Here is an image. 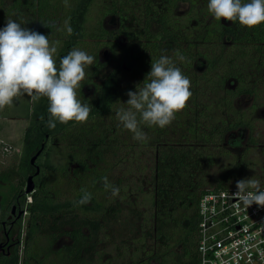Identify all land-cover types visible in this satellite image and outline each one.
I'll list each match as a JSON object with an SVG mask.
<instances>
[{
	"label": "trees",
	"instance_id": "obj_1",
	"mask_svg": "<svg viewBox=\"0 0 264 264\" xmlns=\"http://www.w3.org/2000/svg\"><path fill=\"white\" fill-rule=\"evenodd\" d=\"M71 1L66 9L63 8V14L73 31L71 35L63 31L64 37L55 54L56 66L69 50L81 48L86 38L95 41L96 49L89 54L96 59L85 69L86 75L78 90L81 101L89 103V117L84 122L57 121L54 128H49L46 124L50 119L47 98L33 99L27 93L22 115L11 112L14 116L29 117V123L24 131L18 165L0 169V234L3 235L0 243H10L8 250L0 252V264H58V259L69 260L68 264H88L84 260L89 250L88 235L98 231L96 221L106 209L100 196L107 192L101 180L107 175L105 170L99 172L94 166L108 161L116 149L125 147L129 153L141 144H150L155 151L154 210L152 228L148 234L142 233L138 240L144 243V238H150L153 243L157 241L163 245L166 251L179 246L180 253L167 262L165 253L157 257L151 248L146 259H134L129 264H149L152 259L156 264H195L196 204L199 190L205 184L197 173L221 152L219 145L229 131L252 126L244 111L233 107V101L242 94L253 95L256 77L264 75V22L248 27L223 17L217 20L208 13L205 0H110L109 4V0L103 4L98 0ZM179 1L188 3L181 16L174 14ZM60 7L52 0H11L10 3L0 0V26L12 18L22 26L49 35ZM92 14L98 16L89 23ZM106 15L117 16V29L103 27L102 19ZM120 36L124 39L122 44L117 41ZM100 47L108 50L106 60L99 58L97 48ZM174 50L185 57L177 63L190 80L191 96L165 127L141 125L148 137L146 143L133 138L130 144L123 142L122 134L126 129L114 116L120 103L117 99L125 101L128 90L134 91L136 84L147 82L152 60L162 54L175 60ZM108 66L111 69L104 74ZM230 80L236 83L227 88L225 85ZM85 84L93 87L95 96L91 99L82 91ZM109 116L114 118L107 120ZM127 133L130 134L128 130ZM53 139L66 143L63 162L67 164L56 167L49 162ZM118 143L123 146L118 148ZM39 149L35 160L39 171L33 175L34 190L25 193L14 180L34 174L30 158ZM89 162L94 166L89 167ZM68 163L76 164L75 175L81 169L87 170L85 177L91 185L77 182L74 185L73 182L71 193L60 197L63 188L59 184L62 176L68 179L63 175ZM56 169L62 176L54 175ZM242 171L241 163L227 168L215 179L214 186L230 184L228 181L240 178ZM262 179L264 183V174ZM82 188L91 193V199L76 204ZM12 206L14 220L6 227ZM18 211L28 213L25 229L22 212L17 216ZM84 227L87 235L83 233ZM63 235L71 242L53 252L51 245Z\"/></svg>",
	"mask_w": 264,
	"mask_h": 264
},
{
	"label": "rangeland",
	"instance_id": "obj_2",
	"mask_svg": "<svg viewBox=\"0 0 264 264\" xmlns=\"http://www.w3.org/2000/svg\"><path fill=\"white\" fill-rule=\"evenodd\" d=\"M11 0H5L6 3H10ZM108 0H98L99 4L106 3ZM207 3V0H205ZM52 2L59 4L60 11L55 20L53 31L49 33L50 41H59L64 37V14L63 8H67V5L71 4V0H52ZM97 2V3H98ZM110 3V0L107 4ZM188 8L187 1H179L174 9V14L181 16ZM92 19L89 23L95 21L98 14H92ZM102 25L109 30L117 29L118 18L116 15H106L102 19ZM129 26V24H127ZM153 28L155 25L153 24ZM62 34V35H61ZM118 43H124L122 36L118 38ZM95 41L86 38L81 44L84 50L88 53L91 50H95ZM58 44V45H59ZM99 51L100 60H106L108 57V50L106 47L97 48ZM198 67L199 64H196ZM111 69L108 66L103 72L107 73ZM100 79L98 78L97 81ZM236 82L233 80L228 81L225 85L227 88H232ZM82 91L88 99L93 98V87L91 84H85L82 86ZM221 93V92H220ZM219 93V94H220ZM25 94L15 97V101L10 105H6L0 110V115H8L6 117H0V169H7L10 167H16L19 162L22 146L23 135L27 124L29 123V117L14 116L11 113L15 111L18 114L24 112L26 104L24 100ZM31 99V98H30ZM125 100V98H123ZM31 103V100H29ZM233 107L244 111L247 118L251 121V128L244 127L236 130L229 131L224 140L220 143L221 152L216 153L213 156L211 162L204 165L203 171L197 173V176L203 178L205 184L203 186L213 185L215 179L220 176L221 172L227 168L233 167L237 163H241L243 167L240 178H232L228 181L230 184L241 178L252 177L259 179L260 183L263 182L262 174H264V75L260 78L256 77V90L254 94H242L236 96L233 101ZM217 114V113H216ZM115 116V114H114ZM109 116L107 120L114 118ZM76 126V125H75ZM72 128V127H71ZM77 129L73 127L72 130ZM123 142L130 144L132 141V133H127V130L122 134ZM124 143V144H125ZM65 142H58L53 139L52 151L49 158V162L54 166L67 164L63 162L64 154L63 147ZM123 145L118 143L117 147L120 148ZM136 146V145H135ZM3 147V148H2ZM6 147V149H5ZM218 150V149H216ZM110 156L108 161L91 164L89 167H95V170L99 172L105 170L108 180L118 186L120 191L116 196H112L109 191L101 194L105 211L101 217L97 219L99 229L96 233L88 235L89 250L84 254V260L88 264H129L131 260L146 259L150 254L151 248L155 251V256L160 257L164 255L167 262H169L175 256L180 253L179 246L170 247V251H166L160 243L150 238H144V243L138 240L142 233L148 234L150 228L153 226V168L155 164V151L154 148L148 144L139 145L134 147L129 153L128 150L123 149L115 150ZM44 161V160H43ZM42 161V163H43ZM117 161V162H115ZM242 161V162H240ZM75 163H68L66 168V174H58L56 169L54 175L62 176V181L59 186H62L63 191L60 192V197L68 196L71 193V188L75 183H91L90 180L85 177L88 174L87 170L81 169L79 174H74ZM101 169V170H100ZM46 174L51 177V172L46 169ZM52 171V170H51ZM86 171V172H85ZM53 175V177H54ZM85 177V178H84ZM26 177L15 178L14 184L25 188ZM70 183V184H69ZM58 186V182H56ZM91 185V184H90ZM72 196L74 194L72 193ZM28 201V197H26ZM25 211H22V226L25 229V222L27 215ZM83 233L88 234L86 227L83 228ZM1 235V234H0ZM23 236V234H22ZM140 236V237H139ZM0 237H3L1 235ZM24 240V237H23ZM70 238L66 235L60 236L51 245L53 252L58 249L61 250L65 245L69 244ZM23 243V242H22ZM150 251V252H149ZM22 254V245L19 249V257ZM53 253H49L52 256ZM90 255V258L87 256ZM69 260L58 259V264H68ZM149 264H156V261L152 259Z\"/></svg>",
	"mask_w": 264,
	"mask_h": 264
},
{
	"label": "clouds",
	"instance_id": "obj_3",
	"mask_svg": "<svg viewBox=\"0 0 264 264\" xmlns=\"http://www.w3.org/2000/svg\"><path fill=\"white\" fill-rule=\"evenodd\" d=\"M66 2V0H65ZM207 11L215 19L223 17L243 26H254L264 22V0H207ZM64 31L71 35L73 29L66 19ZM59 41H50L49 36L22 26L21 22L9 18L0 26V108L10 105L22 94L47 98L46 121L49 128L56 122H84L88 119L90 106L78 96L85 69L93 64L94 57L86 50L74 47L59 59L56 66L55 54ZM176 59L160 55L150 62L148 80L128 90L127 99L115 108L114 114L122 128L132 133L137 142L146 143L148 137L141 125L163 128L182 109L191 96L190 80L177 61L185 57L174 50ZM139 85V86H138ZM102 186L112 196L120 189L106 176L101 177ZM233 193L245 208L255 203L264 205V187L259 179L247 177L235 182ZM76 204L87 203L91 193L81 189Z\"/></svg>",
	"mask_w": 264,
	"mask_h": 264
},
{
	"label": "built area",
	"instance_id": "obj_4",
	"mask_svg": "<svg viewBox=\"0 0 264 264\" xmlns=\"http://www.w3.org/2000/svg\"><path fill=\"white\" fill-rule=\"evenodd\" d=\"M235 191V184L199 190L195 264H264V205L245 208Z\"/></svg>",
	"mask_w": 264,
	"mask_h": 264
},
{
	"label": "water",
	"instance_id": "obj_5",
	"mask_svg": "<svg viewBox=\"0 0 264 264\" xmlns=\"http://www.w3.org/2000/svg\"><path fill=\"white\" fill-rule=\"evenodd\" d=\"M42 148V146H41ZM40 150H37L35 152V154H33L30 158V163L34 166L35 168V171H34V174H29L27 175L26 177V182H25V188H24V192L25 193H30L34 190V181H33V175H36L39 171V167L35 164V160H36V157L38 156V154L40 153ZM14 206H12L11 208V213H14ZM22 211H19L18 214H21ZM8 217H10V215H8ZM1 247V245H0Z\"/></svg>",
	"mask_w": 264,
	"mask_h": 264
},
{
	"label": "flooded vegetation",
	"instance_id": "obj_6",
	"mask_svg": "<svg viewBox=\"0 0 264 264\" xmlns=\"http://www.w3.org/2000/svg\"><path fill=\"white\" fill-rule=\"evenodd\" d=\"M19 212V211H18ZM8 215H10V217H8ZM7 215V225L6 227H10L11 224L13 223V220H14V215H15V209H14V213H11V210L10 212L8 213ZM20 215V214H17V216ZM4 224V223H3ZM9 240V239H8ZM3 242V241H2ZM4 243V244H3ZM3 243H0L1 247H0V252H4L5 250H8L9 247H10V243H8L7 245H5V242Z\"/></svg>",
	"mask_w": 264,
	"mask_h": 264
}]
</instances>
